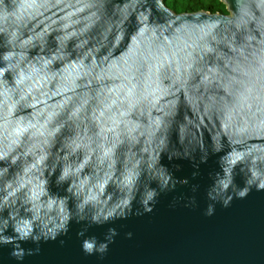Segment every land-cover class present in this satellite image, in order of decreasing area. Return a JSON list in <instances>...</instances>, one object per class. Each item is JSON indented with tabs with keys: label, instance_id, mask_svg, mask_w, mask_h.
I'll return each instance as SVG.
<instances>
[{
	"label": "water",
	"instance_id": "1",
	"mask_svg": "<svg viewBox=\"0 0 264 264\" xmlns=\"http://www.w3.org/2000/svg\"><path fill=\"white\" fill-rule=\"evenodd\" d=\"M219 1L0 0V264H97L119 223L103 264H264V0Z\"/></svg>",
	"mask_w": 264,
	"mask_h": 264
},
{
	"label": "clouds",
	"instance_id": "2",
	"mask_svg": "<svg viewBox=\"0 0 264 264\" xmlns=\"http://www.w3.org/2000/svg\"><path fill=\"white\" fill-rule=\"evenodd\" d=\"M182 183H187V180L182 181ZM230 181H220L221 185V192H220V198L222 200V207L227 209L231 207L230 201H232L233 196L228 195L227 198H224L223 196V190L227 189L229 187ZM251 183V181H249ZM166 184V181H165ZM162 189L164 185L162 184ZM259 188L264 189V182L260 183L258 185ZM195 190V189H193ZM249 189L243 188L241 190L235 191L234 195L238 199H244L248 195ZM164 194V193H162ZM156 193L154 191H148L146 194L145 199L142 202V207L137 208L134 212L129 210L128 215H125L123 211L118 213V215L127 222L133 221V218H139L144 217L146 214L153 213L154 210H157V206L160 204V199L155 198ZM149 202H151V205L149 206ZM125 205L128 203V201L123 202ZM178 206H182L184 209H188L190 211H196L200 209V205H198L195 198H186L184 196H180L178 198H174L168 205V207L172 210H175ZM216 213V205L209 203L206 204L203 209L201 210V214L205 218H209L214 216ZM108 216H112V213L109 212ZM104 219H107L105 217ZM93 221L96 223L100 222V219L98 216L93 217ZM128 224L125 223H119L112 227L108 228V238L107 243H101L99 247H95V241H89L85 240L82 244V253L85 257H95L97 264H103L106 256L109 254L110 248L109 246L117 242V237H120L122 235L124 240L132 241L134 239V233L131 230H125L127 228ZM25 233L21 234V238H26ZM40 237L36 236L33 237V242L36 243L35 249L29 250V255H40V245H39ZM9 240H6L3 236H0V243H9ZM61 244H63V241H60ZM11 257H15L17 261H22L24 257L23 250H18V246L13 249V251L10 253Z\"/></svg>",
	"mask_w": 264,
	"mask_h": 264
},
{
	"label": "trees",
	"instance_id": "3",
	"mask_svg": "<svg viewBox=\"0 0 264 264\" xmlns=\"http://www.w3.org/2000/svg\"><path fill=\"white\" fill-rule=\"evenodd\" d=\"M166 8L175 14L208 12L226 15L225 6L219 0H162Z\"/></svg>",
	"mask_w": 264,
	"mask_h": 264
}]
</instances>
